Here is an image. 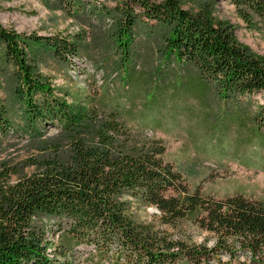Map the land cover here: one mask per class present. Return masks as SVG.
Listing matches in <instances>:
<instances>
[{
	"label": "trees",
	"instance_id": "trees-1",
	"mask_svg": "<svg viewBox=\"0 0 264 264\" xmlns=\"http://www.w3.org/2000/svg\"><path fill=\"white\" fill-rule=\"evenodd\" d=\"M227 1L249 26L253 19L264 25V0ZM56 3L78 8L75 0ZM117 10L122 22L115 45L122 54L137 22H150L151 31L161 30L166 54L192 66L220 98L259 94L264 100V57L240 44L233 26L209 2L190 11L179 0H126ZM0 44L13 67L14 110L26 127L70 133L84 123L99 126L94 145L73 138L65 164L51 161L14 181L16 167L0 165V264H70L77 247L90 249L83 253L86 264H264V200L190 192L185 177L166 161L160 141L130 147L132 137L114 113L98 117L90 98L75 97L68 105L55 95L30 57L42 51L67 61L77 56L72 42L20 36L0 26ZM10 131L8 107L0 98V136ZM130 198L155 208L158 224L136 220ZM182 222L210 234L213 244L189 243L160 229Z\"/></svg>",
	"mask_w": 264,
	"mask_h": 264
},
{
	"label": "rangeland",
	"instance_id": "rangeland-1",
	"mask_svg": "<svg viewBox=\"0 0 264 264\" xmlns=\"http://www.w3.org/2000/svg\"><path fill=\"white\" fill-rule=\"evenodd\" d=\"M125 1L75 0L78 8L71 10L56 0L0 1V26L20 36L60 37L75 44L77 56L67 61L42 51L33 54L34 72L47 79L54 94L68 105L75 97L90 98L98 107V117L118 116L132 137L130 147L160 141L166 161L185 177L190 192L196 188L217 199L241 194L264 200L263 98L259 94L238 101L220 98L192 66L166 54L161 30L151 31L150 22H137L130 47L122 54L115 36L122 22L117 8ZM179 1L190 11L209 2L216 16L233 26L236 40L264 57V25L256 19L249 26L227 0ZM13 73L0 44V98L8 107L12 128L0 136V165L16 167L12 181L42 170L51 161L67 163L73 138L97 143V122L84 123L70 133L52 126L37 131L26 127L11 100ZM129 200L136 220L158 224L154 208ZM160 227L189 243L211 246L214 242L210 234L189 223ZM56 236L54 231L50 239L55 242ZM89 251L75 248L69 263L86 264L83 253Z\"/></svg>",
	"mask_w": 264,
	"mask_h": 264
},
{
	"label": "water",
	"instance_id": "water-1",
	"mask_svg": "<svg viewBox=\"0 0 264 264\" xmlns=\"http://www.w3.org/2000/svg\"><path fill=\"white\" fill-rule=\"evenodd\" d=\"M153 211H154L155 213H158L157 210H156L155 208L153 209Z\"/></svg>",
	"mask_w": 264,
	"mask_h": 264
}]
</instances>
